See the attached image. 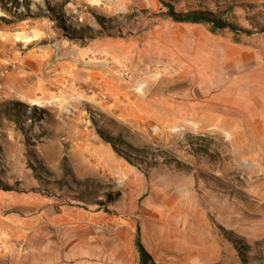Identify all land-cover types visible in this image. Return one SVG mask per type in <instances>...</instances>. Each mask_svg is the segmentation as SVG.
<instances>
[{
	"label": "rangeland",
	"instance_id": "obj_1",
	"mask_svg": "<svg viewBox=\"0 0 264 264\" xmlns=\"http://www.w3.org/2000/svg\"><path fill=\"white\" fill-rule=\"evenodd\" d=\"M0 182L100 216L125 264L137 234L153 264H264V0H0Z\"/></svg>",
	"mask_w": 264,
	"mask_h": 264
},
{
	"label": "crops",
	"instance_id": "obj_2",
	"mask_svg": "<svg viewBox=\"0 0 264 264\" xmlns=\"http://www.w3.org/2000/svg\"><path fill=\"white\" fill-rule=\"evenodd\" d=\"M101 223L56 198L0 190V264H125L115 230Z\"/></svg>",
	"mask_w": 264,
	"mask_h": 264
},
{
	"label": "trees",
	"instance_id": "obj_3",
	"mask_svg": "<svg viewBox=\"0 0 264 264\" xmlns=\"http://www.w3.org/2000/svg\"><path fill=\"white\" fill-rule=\"evenodd\" d=\"M167 16L172 22L177 24H191V25L204 24L210 26V29L212 31L229 30L232 33H236L240 31V29H238V27H236L235 25L228 23L227 21H224L212 14L200 13V12L180 14V13H175L172 7H168ZM101 136L103 135L101 134ZM105 140L107 143L111 145V148L114 151V153L121 157V151L116 147V145L111 143V141L108 138H106ZM0 190L4 192L14 191L12 187L3 185L1 182H0ZM106 199L108 200V203L114 201V199H112L108 195L106 196ZM134 247L138 253L139 264H153L148 253L143 248L139 240L138 234L136 235L134 240Z\"/></svg>",
	"mask_w": 264,
	"mask_h": 264
},
{
	"label": "built area",
	"instance_id": "obj_4",
	"mask_svg": "<svg viewBox=\"0 0 264 264\" xmlns=\"http://www.w3.org/2000/svg\"><path fill=\"white\" fill-rule=\"evenodd\" d=\"M151 134H155L157 132V127H151L150 128ZM99 229V228H98ZM101 229V228H100ZM102 230V229H101Z\"/></svg>",
	"mask_w": 264,
	"mask_h": 264
},
{
	"label": "bare ground",
	"instance_id": "obj_5",
	"mask_svg": "<svg viewBox=\"0 0 264 264\" xmlns=\"http://www.w3.org/2000/svg\"><path fill=\"white\" fill-rule=\"evenodd\" d=\"M26 82V81H25Z\"/></svg>",
	"mask_w": 264,
	"mask_h": 264
}]
</instances>
